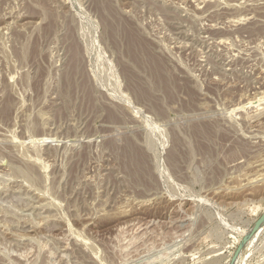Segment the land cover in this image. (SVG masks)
Returning a JSON list of instances; mask_svg holds the SVG:
<instances>
[{"label":"rangeland","instance_id":"374dc122","mask_svg":"<svg viewBox=\"0 0 264 264\" xmlns=\"http://www.w3.org/2000/svg\"><path fill=\"white\" fill-rule=\"evenodd\" d=\"M108 2L172 98L94 0H0V264H264V0Z\"/></svg>","mask_w":264,"mask_h":264},{"label":"bare ground","instance_id":"6f19581e","mask_svg":"<svg viewBox=\"0 0 264 264\" xmlns=\"http://www.w3.org/2000/svg\"><path fill=\"white\" fill-rule=\"evenodd\" d=\"M94 4L98 8L97 11L100 12V19L103 20L105 30L110 35L122 34V40L125 42V51L129 59L138 66H148L149 74L153 81H155L156 86L162 89L167 97L172 98V87H178L179 85L166 68L163 60L156 56L132 29L126 26L121 14L108 2V0H94ZM123 70L131 90L142 100L154 102L153 94L145 81L127 65L124 66ZM206 130L208 133L210 132L209 128ZM118 157L119 161H121L119 165L122 166L126 172L135 175H142L145 173L146 161L144 154L134 142L128 141L124 148L119 150Z\"/></svg>","mask_w":264,"mask_h":264},{"label":"water","instance_id":"95a60500","mask_svg":"<svg viewBox=\"0 0 264 264\" xmlns=\"http://www.w3.org/2000/svg\"><path fill=\"white\" fill-rule=\"evenodd\" d=\"M263 220H264V216L260 219V221L256 224V227H255V229H257L259 226H260V224H261V222H263Z\"/></svg>","mask_w":264,"mask_h":264}]
</instances>
